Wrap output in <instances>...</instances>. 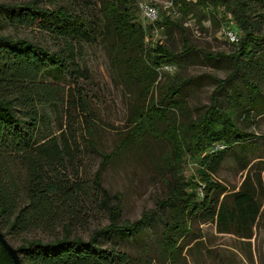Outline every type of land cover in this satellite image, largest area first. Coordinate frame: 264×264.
Wrapping results in <instances>:
<instances>
[{"label":"trees","instance_id":"1","mask_svg":"<svg viewBox=\"0 0 264 264\" xmlns=\"http://www.w3.org/2000/svg\"><path fill=\"white\" fill-rule=\"evenodd\" d=\"M171 2L172 7L163 10L147 26L136 20L134 0H101L97 13L92 10L90 14L76 12L63 0L0 2V23L4 27L48 30L59 42L57 50L49 51L34 40L0 33V229L6 239L7 235L17 237L38 228L50 235L45 240L23 238L15 247L20 264H147L145 256L138 258L116 244L106 243L115 236L137 237L157 219L163 220L160 255L173 261L184 249L181 241L196 217L201 223H213L219 233L251 237L262 211V177L251 176L249 169L239 188L228 191L210 175L234 145L255 137L239 127L235 119L237 110L262 115L252 103L256 101L255 95L263 93L260 83L264 81V0ZM86 8L90 10V5ZM220 8L230 17L220 16ZM191 17L199 23L206 18L217 24L233 22L239 30V36L235 33L238 42L232 43L233 51L212 54L196 48L190 43L184 25V20ZM153 29L160 30L168 39L177 29L179 50L165 41L146 44V34ZM98 41L108 46L113 65L123 71L122 75L140 83L145 95L158 83L162 65L185 66L189 63L186 60H195L197 52L206 59L225 58L232 63L225 78L215 79L211 104L195 120L190 117L185 122L178 120V112L187 115L179 91L192 79L182 78L178 73L164 72L165 78L158 84L159 97L135 106L128 129H132V138L138 134L137 142L143 141L147 131L155 130L157 120L169 121L183 131L190 130L191 133L182 131L186 145L177 141L174 146L176 153L185 152L198 160V180L185 179L180 167L179 172L172 174L178 180L173 192L133 221L122 219L119 196H111L100 180L99 171L113 158L114 151L100 152L98 171L90 184L78 176L79 146L72 132L76 121L83 126L87 146L93 148L91 139L86 137V131L92 132L89 126L93 122V109L78 83L87 77L85 67L80 64L81 50L84 45ZM50 68L68 73L72 83L66 87L47 81L44 75ZM229 81L239 82L229 95L232 108L223 109L218 93ZM248 163H243V170ZM197 184L206 188L201 198L197 196ZM88 198L105 211L108 219L83 238L72 233L73 226L81 223L74 210ZM0 264H14L1 243Z\"/></svg>","mask_w":264,"mask_h":264},{"label":"rangeland","instance_id":"2","mask_svg":"<svg viewBox=\"0 0 264 264\" xmlns=\"http://www.w3.org/2000/svg\"><path fill=\"white\" fill-rule=\"evenodd\" d=\"M2 1L27 0H0V2ZM43 1L47 2L48 0ZM138 1L134 0L133 7L136 20L143 26H147L150 21L145 18L139 8ZM152 1L159 7L160 13L165 10L164 5L167 0ZM63 3L70 5L76 12L83 11L90 14L92 10L97 13L101 0H63ZM88 5H90V10L86 8ZM225 12V10L219 9L220 16L230 17V15L227 17L226 14L229 13L225 14ZM184 25L188 28L190 43L196 48L212 54H229L235 48L236 43L232 45L226 39L224 30L232 29L231 31L239 36L237 26L231 21L224 23L222 21L217 24L206 18L201 19L199 23L194 17H191L184 20ZM262 29L264 31V26ZM0 33L34 40L49 51L59 48L58 39L48 30L32 27H4L0 23ZM156 40L165 41L175 50H179L181 46L177 29L173 30V35L169 39L158 29H153L146 34V44H153ZM81 52L80 64L85 67L87 77L78 80V83L82 86L81 90L86 93L93 109V122L89 126L92 132L86 131V137L91 139L93 148L87 146L86 138L84 135L82 136L83 126L79 121H76L72 132L76 135V143L79 146L78 176L79 179H84L90 184L94 174L98 171L101 161L100 152L114 151L113 158L99 171L100 180L111 196L115 194L119 196L122 219L133 221L138 219L142 212L156 207L160 199L168 197L173 192L178 185V180L176 181L172 174L176 171L179 172L180 167L185 179L194 177L195 180H198L196 174L198 160L185 155V152L176 153L177 149L174 144L177 141H182L185 146L187 142V138L182 133L183 130L178 129L176 125L169 121L163 123L157 120L155 130L147 131L141 143L137 142L138 134L133 138L130 136L132 129H128V127L133 119L131 114L135 106L147 103L151 98L159 97L158 84L165 78L164 72L169 75L178 73L182 78L192 77L190 83L181 87V91H179L181 99L186 103L187 115L178 112V120L185 122L187 117L195 120L211 104V94L216 86L215 79L225 78L231 70L232 63L230 59L225 58H220L217 61L206 59L200 52H197L194 61L186 60L189 61L187 65L174 64L175 68L171 71L159 73L155 88L145 95L141 90L140 83L130 79L127 74L122 75L123 71L121 72L117 65H113L110 50L103 41L84 45ZM140 72L141 78L145 82L147 78L143 74V70ZM44 78L66 87L72 83L68 73H63L55 68H50ZM236 82L239 81H229L226 87L218 93V100L223 109H230L233 106L229 102V95ZM260 85L263 93L255 95L256 101H253L252 105L255 110L261 111L262 115H255L252 111L247 114L240 109L237 110L235 117L239 127L244 131L252 132L255 137L234 145L226 153V157L218 165L216 171L210 175L213 181L223 185L228 191L239 188L249 169L251 176L258 175L264 182V81H261ZM65 120L64 118L63 127L66 129ZM54 130L56 133L58 132L57 125L54 126ZM183 132L189 133L190 130ZM166 159L170 162H166ZM244 162L249 163L248 168L243 170ZM201 184L203 185V183ZM202 185L197 184L196 186L198 198L206 193V188ZM112 202H115L114 198ZM71 211V209L68 210L70 213ZM74 211L79 216L81 223L73 226L72 233L83 238H87L93 229L107 223L108 218L105 211L90 199L85 200V204ZM162 226L163 220L157 219L156 223L144 229L139 236L127 238L115 236L106 245L116 244L120 250L138 258L145 256L147 264H264V199L261 216L253 227L250 238L233 233H219L213 223H201L197 217L193 218L190 222V230L181 241L184 249L181 253L176 254L174 261L171 257L160 255L159 242ZM23 238L45 240L50 238V235L41 228L29 230L17 237L7 235V239L14 247L21 244Z\"/></svg>","mask_w":264,"mask_h":264},{"label":"built area","instance_id":"3","mask_svg":"<svg viewBox=\"0 0 264 264\" xmlns=\"http://www.w3.org/2000/svg\"><path fill=\"white\" fill-rule=\"evenodd\" d=\"M138 5L141 11L143 12L145 18H147L148 21H150V23H153L155 20L159 18L160 15L159 7L152 0H139ZM171 7H172L171 0H167V2L164 5V9H169ZM224 35L226 39L231 43L238 42V37L233 31L224 30ZM173 68H174L173 64H165L159 68V71H171ZM217 146L221 147V145H217Z\"/></svg>","mask_w":264,"mask_h":264},{"label":"water","instance_id":"4","mask_svg":"<svg viewBox=\"0 0 264 264\" xmlns=\"http://www.w3.org/2000/svg\"><path fill=\"white\" fill-rule=\"evenodd\" d=\"M0 243L2 244L4 249L7 251L11 259L13 260V263L20 264L17 249L8 242V240L4 237L1 229H0Z\"/></svg>","mask_w":264,"mask_h":264}]
</instances>
